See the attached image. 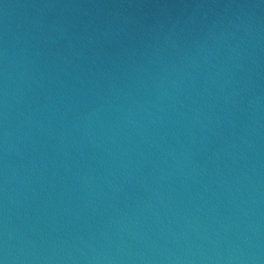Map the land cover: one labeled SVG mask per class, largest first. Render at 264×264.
<instances>
[{"label":"water","instance_id":"water-1","mask_svg":"<svg viewBox=\"0 0 264 264\" xmlns=\"http://www.w3.org/2000/svg\"><path fill=\"white\" fill-rule=\"evenodd\" d=\"M0 264H264V0H0Z\"/></svg>","mask_w":264,"mask_h":264}]
</instances>
